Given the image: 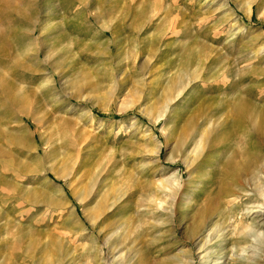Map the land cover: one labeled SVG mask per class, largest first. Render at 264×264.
I'll use <instances>...</instances> for the list:
<instances>
[{
    "label": "rangeland",
    "instance_id": "obj_1",
    "mask_svg": "<svg viewBox=\"0 0 264 264\" xmlns=\"http://www.w3.org/2000/svg\"><path fill=\"white\" fill-rule=\"evenodd\" d=\"M11 1L0 25L33 1L42 25L7 69L15 105L0 94V264L17 224L13 264H212L210 247L219 264H264V0ZM54 125L86 160L67 180L45 158ZM212 223L227 239L202 247Z\"/></svg>",
    "mask_w": 264,
    "mask_h": 264
},
{
    "label": "bare ground",
    "instance_id": "obj_2",
    "mask_svg": "<svg viewBox=\"0 0 264 264\" xmlns=\"http://www.w3.org/2000/svg\"><path fill=\"white\" fill-rule=\"evenodd\" d=\"M18 2L21 3V4L25 3L24 0H18ZM29 4H30L29 11L31 10L29 13H28V11L19 12L18 15H16V16H14L13 14H9L7 17L5 15H3V18H2L3 22H4V18H5L6 22L3 23V24H5L4 26H3V24L0 25V44H1L0 45V59L3 58L5 60L3 62L0 61V94H1L2 97H5V98L7 97L9 99H11V95L10 94L13 93L12 91L14 89H17V91H18L19 87H16V85L14 83L16 81L15 79H14L15 81L12 82L13 79L11 80L10 77H7V76H11V75L8 74V70L7 69L11 68L10 66L18 68V67H20L23 64L21 62H18V59L22 58L23 50H27V48H30L33 45V39H35L34 37H35V34H36L37 27L42 25L41 14L35 8L34 1H33V3H29L28 2L27 6ZM3 5H5V7H10L12 9H15L16 7H18V5L16 3L12 4L11 0H0V8ZM44 6H45V9H46L47 5H44ZM251 6H252V2H248L247 9H246L247 12H248V10L251 9ZM43 15L46 16L45 14H43ZM6 23H9V24H6ZM23 26L29 27V35H28V38L26 37L28 39L27 42L23 39V35H24V33L22 35V30H23L22 27ZM6 34L9 35V37L7 36L8 38L6 37ZM28 46H30V47H28ZM36 53H37V51H36ZM6 61H9V62L7 63ZM25 66H27V65L25 64ZM25 66H24V68H25ZM18 84H19V81H18ZM15 93H16V91H15ZM13 100L14 99H11V102L14 104L15 102H13ZM15 100H16V98H15ZM18 100H21V96L20 95L17 98V101ZM169 100H171V98H169ZM20 108H22V110H19L20 112H22L26 116L30 117L34 121L35 124L38 123L37 118L34 117V115L32 114V112L30 111V109L28 107L23 106V107H20ZM166 108H167V106H166ZM166 108L163 111H161L160 113H158L155 116V119H158L159 116L162 115V113L166 110ZM50 129H51L50 135H49V138H48V141H47V144H46V146L48 145L49 150H48V152H46L45 158H47L48 160L60 159L61 164H62L61 172L54 170V173H55V175L58 178H62L63 180H67L68 177H70V176L72 177L73 175H75L77 173L78 166H82V165L84 166L85 165V161L86 160L84 161L83 160L84 157H82L81 158L82 160L79 161L77 159L78 155L75 154L74 152H72L73 151L72 149L74 147V145H73L74 141L72 142V138H70L69 137L70 135H68V132L70 131V127L69 126L54 125V126H52V128L50 127ZM198 134L199 133L197 132V128L192 124V122H190L188 131L185 133V136H183V137H184L185 141L186 140H190L193 143H197ZM17 136H19V135H17ZM13 137H15V138H13V139H15V142L19 138V137H16V135H14ZM62 139H65V140L61 141ZM196 154H197V151H196ZM45 170L46 169L43 168L42 172L45 171ZM104 172H103L102 163L101 162H98V163L95 162L93 164V168H91L86 174L83 175V178L86 179V183L83 186L84 190L86 192L90 193L92 191V189L95 188V185H96L97 181L98 180L99 181L102 180V176H103ZM45 174H47V172H45ZM98 184L99 183H97V185ZM110 189L113 190V186L110 187ZM110 189H109L108 192L103 193L104 194V200H110L111 196L113 197V195L111 194L112 192L110 191ZM260 192H261L260 195H261L262 199H264V189H263V191H260ZM44 193L47 194L48 190H44ZM100 206H101V204H99V207ZM258 207H260L259 210L261 211L262 207H263V202L258 203ZM6 229H10V227H8ZM16 229L20 230V232L18 233V235H20V236L16 237L15 238L16 240L14 239L12 241L11 245L10 246L8 245L9 247H7L8 248L7 252H6V257L8 259V261H7L8 263L7 264H13V262L10 261L9 255H16L17 254V256L19 258H23L24 251L27 252L26 251L27 248L26 247L23 248L22 239L19 238V237H21L23 235H26L25 231L27 232L28 227H24V226H21L20 224H17ZM208 229L209 230L206 233V235L204 236V234H203L204 237L201 239V241L203 242V244L201 245L202 247L204 245L205 246L209 245L210 241L212 240L211 235L213 234V232H214V235L217 234L218 237H223L221 240H223L224 242L226 241L228 234H224V228H220V224L212 223L209 226ZM249 232L246 233V235H247L248 239H250L249 237H252V241L258 239L260 234H262V232L258 233L256 231H252L251 233H249ZM244 236H245V234H244ZM123 240H124V238H123ZM237 242L243 243V242H247V241L243 237L242 238H237L232 243V245H236ZM121 243H122V240L120 241L119 244H121ZM119 244H115L114 247L116 248V247L120 246ZM252 245L253 244L251 242L249 245L245 246L243 248V252L246 251V249L248 247L253 248ZM218 252H219V250L217 248H212V247H210L209 250L206 252L207 254L212 253V254L215 255L214 258H213L214 261H213L212 264H219L220 255H219ZM241 255H242V253H241ZM46 256L43 257V259L40 258V257L38 259H35V262H38V264H47V263H45V261L43 262V260H45L47 258ZM27 257H29V256H27ZM188 259L186 258L185 260H182L181 262H178V263H175V264H190ZM48 264H52V263L50 262Z\"/></svg>",
    "mask_w": 264,
    "mask_h": 264
}]
</instances>
